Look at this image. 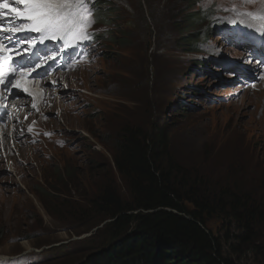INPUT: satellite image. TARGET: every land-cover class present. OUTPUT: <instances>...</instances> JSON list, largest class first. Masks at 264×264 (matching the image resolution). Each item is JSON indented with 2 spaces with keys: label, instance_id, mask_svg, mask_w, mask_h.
<instances>
[{
  "label": "rangeland",
  "instance_id": "obj_1",
  "mask_svg": "<svg viewBox=\"0 0 264 264\" xmlns=\"http://www.w3.org/2000/svg\"><path fill=\"white\" fill-rule=\"evenodd\" d=\"M70 1L75 11V0ZM110 1L105 7L113 17L104 34L109 11L96 10L99 21L80 12L95 36L89 49L75 50L85 34L81 23L75 37L64 39L62 49L48 57L60 54L52 65L56 80L65 89L59 76L67 82L71 78L69 99L80 96L67 107L74 110L63 115L66 125L54 118L51 130L27 143L42 144L39 166L28 167L35 176L26 170L12 175L15 149L0 155V264H80L104 245L111 233L109 220L83 210L93 207V194L109 183L124 201L130 200L113 163L117 136L127 127L166 124L169 151L188 173L200 172L212 190H227V183L240 196L261 198L264 207V45L259 38L256 51L234 48L238 45L232 38L221 34L224 27L250 29L234 19H249V13L264 10V2L193 0L189 6L188 0ZM207 6L217 13L202 19L198 37L203 31L210 36L188 47L177 26ZM189 12L194 14L185 17ZM219 61L231 63L239 75ZM68 103L66 97L62 105ZM44 116L52 118L54 112ZM26 197L30 201L24 203ZM209 226L223 234L217 219ZM226 227L229 236L238 230L237 225ZM262 232L264 240V228ZM241 263L255 261L247 255Z\"/></svg>",
  "mask_w": 264,
  "mask_h": 264
},
{
  "label": "trees",
  "instance_id": "obj_2",
  "mask_svg": "<svg viewBox=\"0 0 264 264\" xmlns=\"http://www.w3.org/2000/svg\"><path fill=\"white\" fill-rule=\"evenodd\" d=\"M202 19L198 13L177 26L188 47L196 43ZM113 163L130 200L124 201L112 183L93 194V207L83 211L102 214L111 233L80 264H242L247 255L264 264L261 198L240 196L227 183V190H212L200 172L188 173L169 151L166 124L122 129ZM213 218L223 234L209 226ZM226 225H237V232L229 236Z\"/></svg>",
  "mask_w": 264,
  "mask_h": 264
},
{
  "label": "snow or ice",
  "instance_id": "obj_3",
  "mask_svg": "<svg viewBox=\"0 0 264 264\" xmlns=\"http://www.w3.org/2000/svg\"><path fill=\"white\" fill-rule=\"evenodd\" d=\"M21 3L24 5V10L12 9V12L15 17L29 21L31 27L8 29L10 31H35L37 33L61 31L63 33L61 39L74 38L76 28L83 23L80 12L86 11L88 15H91V10L87 7L88 0H75V11H73L70 0H21ZM8 7L7 2L0 3V8L8 9ZM0 30L4 29L0 28ZM11 63H14L13 59L9 60V64Z\"/></svg>",
  "mask_w": 264,
  "mask_h": 264
},
{
  "label": "bare ground",
  "instance_id": "obj_4",
  "mask_svg": "<svg viewBox=\"0 0 264 264\" xmlns=\"http://www.w3.org/2000/svg\"><path fill=\"white\" fill-rule=\"evenodd\" d=\"M30 27H31V24L29 25V28ZM54 32L58 33V31H54ZM197 33L200 34L198 31H197ZM225 35H227V36L229 35V38L233 39V36L231 35V31L225 32ZM50 39H53L55 41L56 37L55 36L48 37L46 33H41L40 36H38L37 39H35V40H38L39 44H43L45 41H48ZM247 39L249 40L250 38L247 37ZM75 48H79V47H75ZM256 48H258V47L256 46ZM191 49H194V48H191ZM245 58H249V57L245 55ZM88 70H89V68L87 67V71ZM238 74L239 73L236 72V74L234 76H238ZM234 76H231V77H234ZM63 79L67 82V77L63 76ZM50 80H51V78H50ZM85 80H87V77L85 79H83V84H85ZM69 83H70V81H69ZM70 86H71V84H70ZM36 91L39 93V95L42 92L40 87L38 89H36ZM52 92L51 91H46V96L44 98H41L38 101V103L36 105V109H38L39 111H42V112H45V110H47V109H52V112H54V116L53 117L58 118L63 123H67L66 122L67 121L66 116H63V115H65V113L61 112V111L58 113V110L62 106H64V105H62V103H63L64 99L66 98V96L62 95V96H57L56 97L54 95V93H52ZM70 104H71V102H69L67 105H70ZM35 124L36 125L32 126V128H21L18 131H17V126H14V133H16L15 139H17V140H14L13 142H15V141L16 142L17 141L18 142H25V138L31 139L32 137H34V135L37 132H42L44 130H48L50 128V118H45V119L40 118V119H38V121H35ZM2 134L3 133H1V135ZM5 143L7 145H9V143H7V142H5ZM13 147H14V149L16 151V157H15L16 168L14 169V174L13 175H15L16 173L20 172V170H26L29 173H31L33 176H35L34 173L29 171V168H32V167L34 168V167H38L39 166V162H40L39 157L40 156H36L33 159H31V156L26 153V150H23L24 153H25V154H23L25 156L24 157L22 154L21 155L19 154L20 150L17 147H15L14 143H13ZM5 150H7V147H5ZM5 150H3L1 155L5 154ZM25 158L27 160H29V161H27ZM19 162H23V164L20 166ZM23 186H25V185H23ZM25 188H26V186H25ZM26 199H28V198L26 197ZM26 199L23 201L24 203L28 202V200H26ZM25 252H27V251H25ZM1 257H4V256H1ZM2 260H4V259H2Z\"/></svg>",
  "mask_w": 264,
  "mask_h": 264
}]
</instances>
